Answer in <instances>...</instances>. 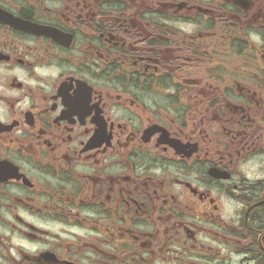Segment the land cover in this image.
I'll return each mask as SVG.
<instances>
[{"label":"flooded vegetation","instance_id":"flooded-vegetation-1","mask_svg":"<svg viewBox=\"0 0 264 264\" xmlns=\"http://www.w3.org/2000/svg\"><path fill=\"white\" fill-rule=\"evenodd\" d=\"M0 264H264V0H0Z\"/></svg>","mask_w":264,"mask_h":264}]
</instances>
